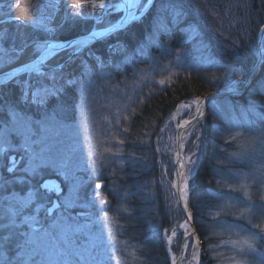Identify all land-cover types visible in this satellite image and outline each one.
Returning a JSON list of instances; mask_svg holds the SVG:
<instances>
[{"label":"rangeland","instance_id":"rangeland-1","mask_svg":"<svg viewBox=\"0 0 264 264\" xmlns=\"http://www.w3.org/2000/svg\"><path fill=\"white\" fill-rule=\"evenodd\" d=\"M176 1L179 0H166L163 5L152 4L154 9L148 31L140 40L130 45L116 41L106 47L104 55L94 54L87 49L76 59L69 71L64 70L65 78H71L73 84L65 87L59 101L56 97H51L48 102L50 107L55 103L64 105V112L57 117L60 123L48 130L40 129L32 136V139L37 141L33 145L34 151L39 153L43 150L45 154L50 155L56 161L58 170L45 169L40 178L32 179L23 185L10 184L6 192H0V201L5 195L9 200L15 199L13 192L28 198L27 194L31 188L37 187L46 178L56 177L60 182L61 192L55 195L51 189L39 188L32 197L33 208L37 204L41 205L39 218L43 220L45 210L49 209L56 199L57 206L51 212L48 211L47 215L55 218L63 212L65 217L70 218L68 223L73 229L80 226L71 237L73 245L90 251L100 264H144L154 253L151 252L155 247L151 245V237L139 235L134 225L135 220L138 219L139 222L144 217L145 211L139 207L137 196L141 200L150 196L151 186L147 187V191H141L147 181H151L155 186L162 212L160 218L164 217L165 222V226L157 230L160 236L159 246L162 248L159 251L155 249L152 264H172V256L178 258L183 242L179 225L185 218L179 209L177 197L171 195L174 189L170 190V182L175 177L169 161L175 157L178 125L190 117L183 105L192 104L195 100L200 101L203 96L209 95L201 120L194 123V127L190 125L181 129V135L184 137L180 140L183 144L182 155L197 153L192 157L197 160V164L193 166L194 171L189 178L190 192L192 187L197 185L194 179L198 167L207 156L208 146L210 152L214 151L211 171L219 174L220 168L224 167L217 181L226 179L233 185H238V181L229 175V171L241 175L248 174L247 182L251 184L252 170L261 158L262 150L259 144L256 145V153L250 157L247 154L244 158L233 157L232 153L242 151V145L246 143L245 138L237 137L226 145L225 141L229 138L221 133L229 130L233 122L252 121L253 127L264 126V121L245 111L252 103L256 106V112L264 115V95L259 94V85L264 83V63L258 76L235 100L228 95H218V91L229 90L232 86H235V91L242 90L246 70L253 61V67L255 66L259 48L257 36L262 26L258 25L264 17V1L183 0L189 6L191 14L185 26V38L173 30L177 17L170 6L179 8ZM11 4L0 8V16L8 14L14 8H9ZM30 4V18L35 22L49 23L54 19L58 0H31ZM86 8L90 17L93 16L89 7L80 5L71 8L70 12H79ZM79 13V17H72L71 14L68 20L75 18L77 22H93V19ZM118 16L120 15L111 13L104 22L110 24ZM30 30L29 22L18 20H13L2 28L0 35L6 36L0 39V50H7V55H0V64L3 65L0 69L13 65L20 58L21 52L30 47V58L36 56L33 53L38 41H35ZM262 41L264 36L261 39L260 53L264 45ZM241 51L243 60L233 69V72L239 71V74L233 77L226 67L231 57H240ZM198 81L208 82V87L216 82L228 81V84L197 98L173 102V105L159 115L158 120L153 118L151 105L157 99L167 96L172 89H178L183 84L187 83L188 86ZM45 82L52 84L51 81ZM61 83L63 81L58 79L57 86ZM7 100L15 101L11 98ZM35 111V106L29 109L30 113ZM191 113L194 115L195 107ZM125 128L128 129L127 132H124ZM237 130L240 129H233V132ZM150 136L153 137L152 143ZM121 140L124 141L123 144L119 143ZM21 141L22 137L18 134L13 133L10 137V142L14 145L18 146ZM198 143L201 145L199 149L195 146ZM108 149H111V153ZM5 151L7 155L0 153V175L11 181L13 174L6 171L11 162L18 161V167H24L28 161L22 150L18 152L5 148ZM112 153L120 155L113 156ZM11 156L13 158L10 161ZM165 170L167 174H164ZM60 173L66 174L67 179ZM259 183L258 180L257 186ZM96 184H100L101 188L96 189ZM221 187L220 191L224 190L222 185ZM125 192L131 195L125 197ZM251 192L252 201L259 202L257 187H253ZM45 193L46 196L43 195ZM259 194L264 195V190ZM94 195L95 204L92 203ZM132 198L136 199L134 203ZM189 199L190 194V211L192 207ZM65 200L74 201V206L66 211L63 207ZM105 200L109 202L105 209L108 217L98 219L104 216L99 209ZM212 202L213 205L221 203L215 194ZM210 209L212 214L218 210L208 206L203 213L198 211L195 217L199 229L204 234L203 262L200 260L198 244L199 264H229L226 258L236 253L226 242L238 237L232 233L221 234L222 230L213 224ZM2 211L0 208V212ZM231 211L235 212V209ZM148 212L149 209L145 220L149 222L151 216ZM219 219L231 222L233 217L222 213ZM49 224L50 219L46 221L45 226ZM105 224L110 226V233L104 227ZM247 226L246 220L241 221V227ZM192 227L196 229L193 221ZM166 229L168 235H171L173 229L178 234L173 239L170 252L167 236L164 235ZM196 238L188 242L189 247L183 250L179 264H197L191 257L192 245L199 241L198 237ZM8 254L15 255V249ZM244 259L247 264H264V242L260 243L255 253L247 254ZM89 264H92V261H89Z\"/></svg>","mask_w":264,"mask_h":264},{"label":"snow or ice","instance_id":"snow-or-ice-1","mask_svg":"<svg viewBox=\"0 0 264 264\" xmlns=\"http://www.w3.org/2000/svg\"><path fill=\"white\" fill-rule=\"evenodd\" d=\"M153 0H147L143 6H141L139 0H135L134 3H128L127 7L137 8L140 12L143 11V7H148L152 4ZM15 4L9 5V8H13ZM120 8L122 5H113L112 0H92L91 7L93 9H107L109 7ZM70 8H76V5H69ZM173 12L179 15L180 12L174 6ZM73 17H79V12L72 13ZM138 17L135 12H129L128 16L121 19L117 27L126 25L129 20H136ZM99 20H103V17H97ZM35 23V21H33ZM264 30V29H262ZM52 32L54 29H49ZM92 37L100 35L98 32H92ZM6 34L0 35V39H4ZM86 40H80L76 42L77 47L74 49L73 54H78V48L80 45L86 44ZM264 44V41H262ZM73 48V42L66 41L63 43H48L37 44L36 50L40 52L39 59L34 60L32 63L26 64L23 68H14L5 73V76L11 79L17 72L23 71L28 74V78L25 80H19L16 82V87L19 89V95L15 101L4 100L2 98V89H0V153L7 155L5 148L8 150L23 151L27 157V164L24 167H18V161H12L10 166L6 168V171L13 174V180L9 181L0 175V192H6L8 187L14 184H26L32 179H38L42 176L45 169L51 168L53 171H57L56 161L50 156L44 153L43 150L37 153L33 149V145L37 143L32 139V136L36 135L40 129L48 130L54 128L60 121L57 119L58 115L64 112V105L62 103H55L54 106L49 105V98L56 97L59 101L61 92L66 86L72 85L73 80L71 78H65L64 65L56 64L52 66L45 65V61L54 55V49L56 48ZM0 55H7V50H0ZM18 58V57H17ZM261 62L264 63V56L261 57ZM3 65L0 64V67ZM43 69V70H42ZM63 81V83L57 86V80ZM45 81H51L49 85ZM164 83V81H160ZM235 86H232L229 91H235ZM259 94L264 95V83L259 85ZM199 100H195L192 104H185L183 107L187 110L190 119H185L179 128L183 129L186 125H192L198 121L203 112L198 106ZM35 106L36 111L30 113L29 109ZM195 107V114L191 113L192 108ZM246 112L253 113L259 120L264 121V115L256 112V106L252 103L249 104ZM233 129H240L233 132ZM128 129L125 128L124 132ZM15 133L22 137L20 144L14 145L10 142L11 135ZM221 135H226L229 139L225 141L227 145L230 141L236 140L237 137L245 138V145H242V151L240 153H232L233 157L244 158L245 155L255 154L257 151L256 145L261 146V158L259 162L255 164L252 170L251 179L252 183L249 184L248 174L241 175L229 171V175L235 177L238 181V185L228 183L226 179L218 180L217 184L222 185L224 190L216 192L215 195L221 203L215 204L212 207L218 209L213 215V224L219 227L222 233H232L238 238L236 240L229 239L226 243L231 246V249L236 253L231 257H227L229 264H247L244 257L249 253H255L261 242H264V195H260V191L264 190V126L257 125L253 127L252 121H246L245 123L233 122L226 132H222ZM178 140L184 139L182 135L177 137ZM199 140V137H197ZM123 144L124 141H119ZM202 143V142H201ZM197 149L200 148V144L195 145ZM177 151L174 159L169 162L172 164L174 172V180L170 182L171 195L177 197V203L181 205L185 215L184 222L179 225L182 230L180 236L183 237L182 249L186 250L189 247V241L196 238V229L192 227L193 215L188 208V197L190 194L189 178L192 175L194 169L193 166L197 164V160L192 159L197 155L195 152H191L190 155L184 156L181 154L180 149L183 148V144H177ZM159 150V149H157ZM111 153V149H108ZM113 156H119L120 153H112ZM23 160V157L21 158ZM39 161V163H37ZM21 173V175H16ZM65 176L66 174L60 173ZM164 174H167L165 170ZM27 177V178H26ZM260 181L257 186V181ZM51 181L44 180L39 183L37 187H33L28 192V198L20 197L18 193L13 192L12 195L16 198L9 200L5 195L3 200L0 201V208L3 209L0 212V264H100L87 249H80L73 245L71 237L75 234L80 226L76 229L72 228V225L68 223L70 218L65 217L63 212L55 218H51L47 215L50 209L45 210L44 219L39 218V212L41 205L37 204L33 208L34 201L32 197L38 192L39 188H48ZM96 189L101 188L100 184H96ZM257 187V194L259 195V202L252 201L251 189ZM59 192V189H56ZM43 195H47L46 193ZM130 193L125 192L124 196L128 197ZM92 203H96L95 195L92 198ZM74 206V201L65 200L63 207L65 211ZM109 206L108 201H103V206L99 211L103 212L104 219L108 217V212L105 210ZM195 206V205H194ZM235 209V212L231 210ZM199 211V207H197ZM127 211V209H125ZM232 215L231 222L226 220H220L221 214ZM238 213V215H236ZM51 220V224L45 226L46 221ZM247 222V227H241V221ZM259 220V223L253 222ZM39 225V227H37ZM104 227L111 232V228L108 224ZM239 229V231H237ZM164 235L167 236V244L169 245V252L171 251V245L173 239L177 237V231L172 230L171 235H168V230L164 231ZM199 241L192 245L193 252L191 254L192 261L199 264ZM15 249V255H9ZM172 264H177V258L172 256Z\"/></svg>","mask_w":264,"mask_h":264},{"label":"trees","instance_id":"trees-1","mask_svg":"<svg viewBox=\"0 0 264 264\" xmlns=\"http://www.w3.org/2000/svg\"><path fill=\"white\" fill-rule=\"evenodd\" d=\"M156 3H160L161 5H163V4H166V0H160V1L157 0V2L155 0L153 4L155 5ZM176 3H178L177 5L179 6V8L176 7V9L179 10L180 14L176 15L177 22H176V24L173 25V30L176 33L182 34L181 36L183 38H185L186 33H187L185 30V26H186V23L191 18L190 8L187 4L184 3L183 0H182V2L180 0L176 1ZM154 5H153V7H154ZM153 7L147 11V13L143 16V18L141 20L133 23L127 29L119 31L118 33H116L115 35H113L107 39L95 42L91 46L90 51L91 52H99V53H101V55H104L106 47H108L110 44L115 43L116 41H121L124 44L130 45L134 41L140 40L141 37H143L145 35V33L148 31L147 28L149 27L151 14H152V11L154 9ZM74 19L75 18H72L70 21L69 20L67 21V25L64 28V32L59 33L60 37L70 38L72 36L79 34L80 32L83 33V32L88 30L87 29L88 23H90L91 20L90 21L88 20L87 22L82 21L83 22V24H82L80 21L77 22ZM263 23H264V17L262 18L258 27H260ZM29 28L31 29L30 31L34 37H36L39 33H41L43 35V38L46 36V34L40 30L31 28V27H29ZM56 37H57V34L54 35L53 37H51V39H56ZM242 60H243L242 51H241L240 57L237 55V56H233V57H231V59H229V65H227L226 68H228V73L232 74L233 77H235L239 74V71H236V73H235V72H233V69H236L239 66V64L242 62ZM253 63H254V61L251 63L249 68L246 70L245 74H247L249 72V70L253 66ZM207 83L208 82H206V81H198V82H195V84H190L188 86L186 83V84L181 85L180 88H178V89H172L167 96L157 99L151 105L152 109L154 111L153 118H156L158 120L159 115L163 114V112L165 110H167V108H169V106L173 102L177 103L179 101H182L184 99H188L191 97L192 98L200 97L202 95L207 94L210 90H215L219 87H222V86L228 84V81L223 82V83L222 82H220V83L216 82V83H214L215 85L210 86V87L206 86ZM1 89H2V98L4 100H7V98L8 99L11 98L12 100H16L17 96L19 95V89L16 87V85L11 84L8 86H4ZM236 98H238V97H236V96L232 97L231 96V99L235 100ZM150 138H151V143H152L153 137L150 136ZM211 150H212V148H211ZM213 152H210V146H208V150L206 153L207 156L204 157L203 162L198 167L197 172H196V177L194 179L195 182L197 183V185L192 187L191 192H190V199H189L190 206L192 207V209L190 211L193 215V222H194L195 227H196V237H198V239L200 241V253H201L200 260H201V262H203V259H204V253H203L204 252V249H203V247H204L203 235L204 234L199 229V227L196 223L195 217H196L197 212H198L197 207H199V209H201L199 211H201L203 213V211L206 209V207L213 206V202H212L213 201V195L216 192L220 191V187H221V185L217 184V179L220 178V176H221L220 174L222 173L223 168H224V167L220 168L221 170H220L219 174L211 171ZM150 171H149L148 175H150ZM146 175L147 174H145V176ZM141 181L143 182V180H141ZM144 186H145V188H142L141 191H143V190L147 191V187L151 186V189L149 190L150 196L148 198H145L144 200H141L137 196V200L139 202V207L143 208L145 213L143 215L144 216L143 219H141L139 222L137 219V214L135 215V219H137V220H135L134 225L136 227L135 230L138 232L139 235H141L142 237L150 236L152 239L151 245L152 246L155 245V247L151 251L154 253L150 255L149 261H146L144 263V264H152L153 258L156 254L155 249H157L159 251L162 248L161 246H159L160 245V239H159L160 236L157 234V230H159L161 226H165L164 225L165 222H164V217L160 218V215H162V212L159 208L160 201H159L157 194H156V191L154 189L155 186L152 185L151 181H147L146 185L144 184ZM131 201L134 203L136 201V199L132 198ZM147 209H149L148 213L151 216V221H149V222L145 220V217L147 216ZM156 228H158V229H156Z\"/></svg>","mask_w":264,"mask_h":264},{"label":"bare ground","instance_id":"bare-ground-1","mask_svg":"<svg viewBox=\"0 0 264 264\" xmlns=\"http://www.w3.org/2000/svg\"><path fill=\"white\" fill-rule=\"evenodd\" d=\"M1 1H4V0H0V2ZM146 1L147 0L144 1V4L146 3ZM14 2H16L14 8L8 14L3 15V16H0V31L2 30V28L8 26L13 20H18V21H21V22H29L30 24H35V23L36 24H41V25H43V27L45 29L40 30V29L35 28L34 26H32V25L29 24V27L34 28V29H37V30H40V31H42L43 33L46 34V36L44 38H43V35L41 33H39L35 37V41H38V44H44L45 42H48L49 43L50 41H52L51 37H53L56 34H57V37H56L57 40L64 41V40H67V39H70V38H73V37H77V36H80V35H84L86 33L92 32V31L101 30L104 27H106V26L109 25V24H106L104 22L105 19H106V17H108V15H110L111 13L112 14H119V15L121 14V12H117L116 10H112L110 7L107 8V9H93L91 7L92 0H58V4L56 6L57 7V10L55 11V17H54V19L51 22H49V23H39V22H35L34 23L33 22L34 20H32V18H30V8H31V4L30 3H31V0H16ZM96 2H99V0H96ZM134 2H135V0H131V3H134ZM141 2L143 3V0L140 1V4H141ZM69 5H76V6L77 5H80V6H84V7H89L91 9V11L93 12V16L90 17V15L87 13L86 10H88V8L83 9V10H81L79 12H81V15H84V16L86 15L90 19H93V22L91 20V22L88 23V27H87L88 30L87 31H85L83 33H79V34H77L75 36H72L70 38H63V37H60L59 36V33L64 32V28L67 25L68 17L72 14V12H70L72 9L69 7ZM3 7L4 6H0V8H3ZM66 8L68 10L66 11V13H64V9H66ZM135 11H136L135 13H138L139 12V10L137 8H135ZM101 16L103 17V20L97 19V17H101ZM118 18H119V16L117 17V19ZM192 19H194V18H192ZM80 22L83 24L82 20H80ZM127 28H125V29H127ZM49 29H54V31L50 32V31H48ZM125 29H123V30H125ZM119 31H122V30H119ZM119 31H116V32L112 33L111 35L107 36V38L115 35ZM107 38L105 37V38H103V39H101L99 41H102V40L107 39ZM257 38H258V36H257ZM96 42H98V41H96ZM94 43H92V45ZM92 45L88 46L87 49H90ZM30 49H31V47L28 48L27 50L21 52L20 58L17 59L16 60L17 62H15L13 65L11 64L9 66H6L4 68H1L0 69V74L6 73V71H8V70H11L12 68L17 67L20 64H23V63H26V62L30 61L32 59L29 56V53L31 52ZM74 49L75 48H63V49H60L59 48V50H57L56 52H54V55L53 56H50L45 61V65L52 66V65H56V64H62V65H64V70H68L69 68H71V66L73 67V64L76 61V59L85 50H87V49H85L83 52H80L75 57L73 56L74 58L71 59L72 57H69V56H70L71 53H72L71 56L74 55L73 54L74 53L73 52ZM39 53L40 52L36 50V51H34L33 54H35L36 56H38ZM92 53L97 54V55H101V53H99V52H92ZM33 54H32V57L34 56ZM262 56H264V45H262V47H261V57ZM260 63H261V61H260ZM253 68L254 67L252 66L251 69L249 70V72L244 76L245 77L244 83L247 80H250V77L251 76L253 77V75L256 74L255 72H256V70H258L259 65L258 64L255 65V68H254L255 71L254 72L252 71ZM248 77H249V79H248ZM5 78H8V77H5V76L0 77V83L3 82L2 85L0 84V89L2 87H4V86H8V85H11V84L16 85V82L17 81L27 79L28 78V74L26 72L25 73H21L17 77H15L13 80H5ZM198 106L201 108V111L204 114V109H203V106H202V103H201V99H200V104ZM190 118H191V116L188 117V118H185V119H190ZM201 118L198 121H200ZM198 121H195L194 123H198ZM188 126L189 125H187V127ZM180 152L182 154V151L181 150H180ZM204 152H203V154H204ZM199 245H200V243H199Z\"/></svg>","mask_w":264,"mask_h":264},{"label":"water","instance_id":"water-1","mask_svg":"<svg viewBox=\"0 0 264 264\" xmlns=\"http://www.w3.org/2000/svg\"><path fill=\"white\" fill-rule=\"evenodd\" d=\"M14 1H16V0H4V1H1L0 2V6H6V5H8V4H11V3H13ZM141 0H139V2H140ZM154 1V0H153ZM112 2H113V5H115V4H120V5H122L120 8H115V7H111L110 6V8L112 9V10H116L117 12H121V14H120V16H119V18L118 19H116L114 22H112L111 24H109L108 26H106V27H104L103 29H101V30H97V31H92V32H98V33H100V35H98V36H95V37H92L90 34L92 33V32H89V33H86V34H84V35H80V36H77V37H73V38H70V39H67V40H64V41H59V40H52V41H50L49 43H63V42H66V41H71V42H73V48H76L77 47V45H76V42L77 41H80V40H86L87 42H86V44H83V45H80L79 46V48H78V54L80 53V52H83L85 49H87V47L88 46H90V45H92V43H94V42H96V41H99V40H101V39H103V38H107V36H109V35H111L112 33H114V32H116V31H119V30H123V29H125V28H127V27H129V26H131L134 22H136V21H138V20H140L146 13H147V11L150 9V7L152 6V4H153V2H152V4H150L148 7H143V11L142 12H138V13H136V15H137V19L136 20H129V22L126 24V25H124V26H122V27H117L116 25L118 24V22L121 20V19H124L125 17H127L128 16V14H129V12H136L135 11V8H129V7H127V4L128 3H131V0H112ZM146 3H147V1H146ZM144 5V4H143ZM142 5V6H143ZM68 9L66 8V9H64V13H66V11H67ZM30 24V23H29ZM30 25H32V26H34L35 28H38V29H40V30H43V29H45L44 27H43V25H41V24H30ZM262 29H264V23L262 24V26H261V28H260V30H259V33H258V38H257V45H258V57H257V60H256V64H258L259 65V68H258V70H256V74H254L253 75V77L251 78L250 77V80H247L245 83H244V87L242 88V90H239V91H229V90H219L218 91V95H228V96H239V95H241L242 93H244V91L246 90V88H247V86L252 82V80H254L257 76H258V74H259V72L261 71V69H262V66H263V63L261 62L260 63V61H261V53H260V44H261V39L263 38V36H264V30H262ZM65 48H68V47H65ZM60 49H63V48H60ZM57 50H59V48H56V49H54L53 51L54 52H56ZM82 50V51H81ZM74 52V51H73ZM72 54V53H71ZM71 54H70V56L69 57H72L71 59H73L75 56H77L78 54H74V55H72L71 56ZM39 55H40V53L38 54V56H36V57H34V58H32L30 61H28V62H26V63H23V64H20V65H18L17 67H14V68H23V66L24 65H26V64H29V63H32L34 60H37V59H39ZM74 56V57H73ZM68 57V58H69ZM67 58V59H68ZM70 59V60H71ZM260 64H259V63ZM255 64V65H256ZM14 68H12V69H14ZM254 68H255V66H254ZM254 68L252 69V71L254 72L255 70H254ZM11 69V70H12ZM11 70H8V71H6V72H9V71H11ZM21 73H25V72H23V71H19V72H17V74L14 76V77H12L11 79H9V78H5V80H13L15 77H17L19 74H21ZM3 76H5V73H2V74H0V77H3ZM6 77V76H5ZM248 79H249V77H248ZM2 83L3 82H1L0 84L2 85ZM209 95H206V96H203L202 98H201V103H202V106H203V109H205V107H206V103H207V99L209 98L208 97ZM181 124V123H180ZM190 126V125H189ZM187 127V125L184 127V128H186ZM183 128V129H184ZM181 135V128H177V135H176V146H177V144H181V141L180 140H178L177 139V137L178 136H180ZM181 150V149H180ZM176 151H177V147H176ZM13 158V156H11L10 157V161H11V159ZM45 180H48V181H51V183L49 184V187H48V189H51L53 192H54V194L55 195H57V194H59L60 192H61V190H62V188L59 186L60 185V182L58 181V179L55 177H53V178H46ZM59 189V192H57L56 191V189ZM57 206V202H56V199L54 200V203H53V205L49 208L50 209V211L49 212H51L55 207ZM178 206H179V209H180V211H181V213H182V215L184 216V218H185V213H184V211H183V209H182V207H181V205L180 204H178ZM183 242H184V240H183ZM183 242H182V245H183ZM182 252H183V249L180 251V254H179V256H178V258H177V264H179L180 263V261H181V254H182Z\"/></svg>","mask_w":264,"mask_h":264}]
</instances>
